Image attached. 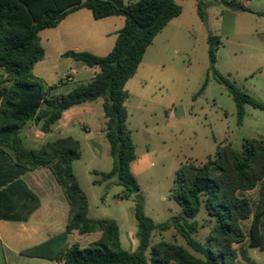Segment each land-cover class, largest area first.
<instances>
[{
	"label": "trees",
	"instance_id": "1",
	"mask_svg": "<svg viewBox=\"0 0 264 264\" xmlns=\"http://www.w3.org/2000/svg\"><path fill=\"white\" fill-rule=\"evenodd\" d=\"M229 9L252 12L234 0L223 1ZM86 8L96 20L111 16L125 18L113 49L100 56L88 51L69 52L84 66L99 72L88 83H79L67 93H55L57 85L46 84L33 74L36 63L45 57L40 32L57 27L70 13ZM201 18L203 3L198 0ZM176 0H137L118 6L110 0H0V68L6 77L0 82V218L27 220L39 207V198L21 177L28 171L49 168L65 190L70 216L65 232L22 251L30 258H43L63 264H256L236 245L248 239L249 247L264 251V140L248 138L241 149L231 143H220L214 155L196 165L187 161L177 174V185L171 189L183 207V215L156 223L145 211V200L131 164L136 148L129 128L126 101L127 82L133 78L148 47L168 24L182 14ZM264 15V12L259 13ZM209 57L212 68L217 61L218 38L210 35ZM216 80L225 85L237 106L242 123L247 105L264 109V103L241 90L216 72ZM207 81L201 91L206 88ZM103 98L106 137L110 144L112 169L93 171L99 179L94 185L124 187L123 199L133 195L137 222L138 247L126 250L121 242L118 222L112 218H91L88 197L74 172V162L81 156V144L72 137L48 142L39 149L27 148L19 135L22 127L36 120L43 132L69 108ZM258 190L257 200L248 193ZM30 201L24 217L11 213L4 203L10 197ZM204 211L214 221L202 243L193 235L199 230L195 217ZM250 220L248 235L243 226ZM175 227L188 244L202 257L186 248L166 241L151 246L156 231ZM101 232L98 240L86 247L71 246L68 235ZM241 257V258H239Z\"/></svg>",
	"mask_w": 264,
	"mask_h": 264
},
{
	"label": "rangeland",
	"instance_id": "2",
	"mask_svg": "<svg viewBox=\"0 0 264 264\" xmlns=\"http://www.w3.org/2000/svg\"><path fill=\"white\" fill-rule=\"evenodd\" d=\"M200 1L203 3L204 20L199 14L198 0H176L183 9L182 14L156 36L136 75L126 84L128 122L136 154L138 158L146 156L149 161L147 171L137 180L146 202V214L156 223L183 215L182 205L171 196V189L177 185V174L183 164L187 161L202 164L208 156L216 153L220 143H231L236 149H241L245 139L264 140V109L247 105L243 121L239 123L235 101L226 86L216 80V72H219L264 103V15L259 14L264 12V5L258 6L255 0H250L252 12H247L227 9L225 3L219 0ZM242 1L235 0L237 3ZM87 13L93 22H88V19L83 21L85 27L76 29L77 40L83 42V48L92 50L88 52L105 55L110 41L114 44V39L104 37L102 33L114 31L117 23H120L118 27L121 26L125 18L119 16L115 22L95 20L89 11ZM85 29L92 33V41L90 38L84 40ZM51 30L46 29L42 34L44 42L52 35L48 32ZM210 35L219 41L215 68H212L209 57ZM76 62L73 68H77L80 74L75 76V81L68 82L69 86L89 82L96 72L94 68ZM67 63L60 64L53 58L49 59L47 67L51 80L57 81L63 72L70 71ZM206 81L205 90L200 92ZM110 159L106 170L112 169ZM85 165L84 156L77 162L76 170L90 195V216H101L103 206H106V216H113L117 194L122 193L124 187L90 186L84 172ZM247 195L254 203L258 190ZM102 198H107L105 203ZM195 220L199 223V230L193 236L205 243L214 221L204 209ZM243 226L248 235L250 220ZM127 231L132 232L131 237L126 236ZM137 232V226H122L121 240L126 249H137ZM95 237L96 234H88L76 243L85 247ZM160 241L184 247L193 255L202 257L175 227L165 232L156 231L151 246ZM236 247L239 255L244 250L256 264H264V251L249 247L248 239ZM29 264L41 263L33 261Z\"/></svg>",
	"mask_w": 264,
	"mask_h": 264
},
{
	"label": "crops",
	"instance_id": "3",
	"mask_svg": "<svg viewBox=\"0 0 264 264\" xmlns=\"http://www.w3.org/2000/svg\"><path fill=\"white\" fill-rule=\"evenodd\" d=\"M110 1L114 2L118 6H121L137 0ZM255 3L258 6H260L261 4L264 5V0H255ZM241 4L250 9L249 4H251V1L243 0ZM230 10L238 11L234 9ZM88 11L92 14V12L86 8H82L70 13L57 27L50 28L52 30L48 32H51L50 34L52 35L45 38V42L42 38V34L46 29L40 32L41 44L45 49V57L43 60L35 64L33 68V74L40 78L48 87L57 85V88L53 90V92L55 93H67L72 90L77 84H79L77 83L75 86H69L70 84L68 82L75 81V76H78L80 73L78 72L77 68H73V66L77 64L74 57L66 56V53L92 51L88 50L89 48H83V42L77 40L76 34L77 28L83 29L85 27V25L83 24L84 20L88 19V22H93L91 21L89 13H87ZM262 11H264V9ZM117 17L119 16H111L104 19L109 21L112 20L115 22V20H118L116 19ZM92 18H94L93 14ZM124 24L125 22L118 27L120 23H117V28H115L114 31H105L102 33L104 37H113L114 39V44H112V41H110V48L108 50V53L113 49L118 32L123 28ZM89 33L90 32L85 29V32L82 35L84 36V40H87L88 38H90L91 41L93 40L91 39L92 33ZM94 53L103 56V54L97 52ZM51 58L55 59L56 62L58 61V63L60 64L65 61L68 62L67 65L70 67L69 72H71L72 74L70 80H62L61 77L58 78L57 81L51 80L52 76L48 73L47 67V62ZM73 59L75 62L70 61ZM94 69L96 71L94 72L95 76L96 73L99 72V69ZM94 76H92V78ZM5 77L6 75L4 73V70L0 68V82L4 80ZM104 102L105 100L103 98H99L96 101L82 103L69 108L52 126L51 131L48 133H45L41 130L40 125L37 124L36 120L28 121L19 132L24 145L29 149H39L48 142L66 137H72L73 139L80 142L81 156L74 162L73 166L76 177L88 197L89 216L92 212L91 199L89 193L82 185L81 179L76 170V164L85 156L86 165L84 172L86 174L87 182L90 184V186H105L106 188L109 187V182H103L99 185L93 184V181L95 179L100 178V176H95L93 174V171L107 173L110 171L106 170L107 168H105L106 165H108V159L111 158L110 160L112 162L110 144L106 137ZM148 167L149 161L146 156L140 158H138L137 156L135 161L131 164V169L136 179H138L140 175L145 173ZM21 179L26 183L27 187L32 190L39 198V207L30 214L27 220H8L0 218V264H29L33 261L40 262L41 264H63L61 262L59 263L43 258H30L22 255V251L40 245L53 238L54 236L65 232L70 216V205L67 200L65 190L59 185L55 176L49 168H38L28 171L21 177ZM122 195L123 192L117 194L118 197L114 203L116 212H114L113 216H106V206H103L100 209L101 216L94 217L115 219L119 225L120 238L123 225L130 228L137 226L133 195L128 199H123ZM106 199L107 198H102L104 203ZM125 202L128 203V205H124ZM8 203L9 208L12 211L11 213L18 214L21 217L25 216L28 208H30L31 206L29 200L24 197L17 196L6 199L1 205L5 206L7 210ZM131 233L132 232L127 231L126 236L131 237ZM91 234H96L93 242L98 240L101 236V232H95ZM86 235H79L77 231H74L68 235L67 243L69 244V246H71L76 242H80L82 240V237ZM122 245L124 247L123 243Z\"/></svg>",
	"mask_w": 264,
	"mask_h": 264
},
{
	"label": "built area",
	"instance_id": "4",
	"mask_svg": "<svg viewBox=\"0 0 264 264\" xmlns=\"http://www.w3.org/2000/svg\"><path fill=\"white\" fill-rule=\"evenodd\" d=\"M219 1H225V0H219ZM228 1H231V0H228ZM72 77V74L71 72H64L63 75L61 76V79L62 80H70Z\"/></svg>",
	"mask_w": 264,
	"mask_h": 264
},
{
	"label": "water",
	"instance_id": "5",
	"mask_svg": "<svg viewBox=\"0 0 264 264\" xmlns=\"http://www.w3.org/2000/svg\"><path fill=\"white\" fill-rule=\"evenodd\" d=\"M73 57H74V55H73Z\"/></svg>",
	"mask_w": 264,
	"mask_h": 264
}]
</instances>
